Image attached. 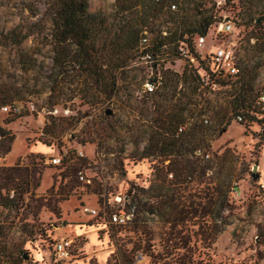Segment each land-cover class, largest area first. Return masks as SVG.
I'll return each instance as SVG.
<instances>
[{
    "label": "rangeland",
    "instance_id": "obj_1",
    "mask_svg": "<svg viewBox=\"0 0 264 264\" xmlns=\"http://www.w3.org/2000/svg\"><path fill=\"white\" fill-rule=\"evenodd\" d=\"M196 1L203 7L186 6L198 26L205 19L212 21L211 29L215 21H232L235 31L228 39L241 69L239 79L221 78L217 86L210 80L194 91L192 83L175 82L177 75L190 73V67L168 46L162 71L164 78L173 79L160 93H144L150 71L134 51L129 64L117 71L115 90L91 96L70 88L74 78L54 64L52 1L0 0V106L18 102L24 107L18 118L0 109V127L9 132L0 136V141L5 139V148L0 142L2 162L15 165L26 154L50 156L66 149L70 188L80 184L77 172L84 169L94 179L87 192L118 191L137 206L132 222L121 230L97 233V226L85 231L81 223L92 224L93 215L77 210L75 196L50 204L35 196L55 185V167H15L11 175L0 170V186L16 189L17 195L12 208L0 199V249H7L5 260L13 259L5 264H264V130L257 122L237 121L239 112L232 105L240 91L248 89L255 98L252 113L260 111L264 0H226L220 5L218 0ZM114 4L89 0V9L112 22ZM164 17L155 20L152 36L174 26L172 21L159 26ZM25 33L29 35L20 43ZM191 39L196 44V32ZM178 100L189 102L191 110L185 129L195 123L203 127L199 140L184 147L194 163L181 173L185 166L180 161L186 158L179 156V148L166 156L155 146V135L162 133V114L155 107L175 106ZM79 151L84 157H78ZM82 200L96 204L94 197ZM62 231L80 235L66 261L54 251Z\"/></svg>",
    "mask_w": 264,
    "mask_h": 264
},
{
    "label": "trees",
    "instance_id": "obj_2",
    "mask_svg": "<svg viewBox=\"0 0 264 264\" xmlns=\"http://www.w3.org/2000/svg\"><path fill=\"white\" fill-rule=\"evenodd\" d=\"M51 1L53 27L50 41L54 50V64L60 71L67 72L68 76L76 79L69 83L70 88L78 89L83 92L82 94L91 96H95L96 93L108 94L115 90L119 78L117 71L129 64L131 55L137 51L141 38L145 35V30L149 31L151 43L156 50H160L164 46L166 48L174 46L178 51L179 44L185 41L194 51L195 44L191 39L192 34L200 33L202 29L212 23L210 19H205V23L202 26L200 23L198 26L193 12L190 11L188 5L186 6V4L193 3L194 9L202 8L201 3L196 0H114L112 22H109L104 14L90 11L89 0ZM172 4H177L176 10L171 9ZM161 17L164 19L159 23V26L169 21H172L174 26L168 29H159L158 33L152 36L155 20ZM164 32L167 34L164 35ZM14 33L16 30L11 32V34ZM28 35L25 33L22 37L18 34L14 36L15 38L20 36L19 42L22 43ZM172 79V77L164 78V83L166 84ZM174 80L175 82L183 80L185 83H192L194 91H197L203 84L198 73L193 71L190 73L185 71L182 77L177 75ZM253 100L255 98L251 99L248 89H242L232 100V105L239 114L243 115V122L247 125L257 122L264 130V111L258 105L260 111L252 113L254 112L251 109ZM188 103L178 100L175 106L155 107V110L162 114V120L158 122L161 125L159 130L162 133L160 137L155 135V146L161 148L166 156L173 155L172 151L179 148L181 153L179 156L186 159L180 161V164L185 166L183 169L175 168V170L182 169L178 173L185 172L187 167L194 163L187 158L188 153L185 154L184 147L186 144L190 145L191 142L199 140L200 128L203 129L201 125L195 123L189 130L184 129L179 132L180 126L188 122L187 113L191 111ZM182 105V108L178 107ZM258 113L262 116L261 118L257 117ZM7 134L9 132L0 127V136ZM10 139L13 138L10 137ZM0 142L1 146L5 148V139ZM10 149L9 146L6 151H10ZM14 171L15 168H11L7 173L11 175ZM4 188L7 193L10 190L6 186H0L2 204L10 208L16 207L17 195L9 197L3 192ZM172 190L174 191V188ZM132 202L136 206L134 200ZM154 210L150 212H155ZM128 225L115 229L121 230ZM6 253V247L0 249V264L13 263L12 257L8 256V261L4 259L7 257ZM22 257H24L23 254Z\"/></svg>",
    "mask_w": 264,
    "mask_h": 264
},
{
    "label": "built area",
    "instance_id": "obj_3",
    "mask_svg": "<svg viewBox=\"0 0 264 264\" xmlns=\"http://www.w3.org/2000/svg\"><path fill=\"white\" fill-rule=\"evenodd\" d=\"M218 4H223L226 0H218ZM172 10L177 9V4L171 5ZM207 29L206 33L202 31L197 33L196 44L194 51L191 49L188 42L182 41L178 46L179 57L185 59L186 64L190 67V71L197 72L201 83H209L213 81L215 86L221 84V78L231 77L239 79L241 77L240 66L236 62V51L229 44L228 36H231L235 27L232 21L219 20ZM210 42V45L207 43ZM166 46L160 50H156L151 43V35L148 30H145V35L141 38L140 44L137 48L140 57L145 61V64L150 71V74L143 82V91L147 95L158 94L161 87L164 85V73L162 71V60L164 59V52ZM258 105L264 111V89L261 91L257 99ZM3 113L9 117L18 118L24 114V107L18 102L5 103L0 106ZM52 113L58 112L57 108L51 111ZM236 120L239 122L244 121L242 114L237 115ZM205 124H209L210 120L207 117L203 118ZM185 125L180 126L179 131H183ZM5 151L0 148V170L8 174L11 168H32L36 166H52L57 169L55 174V185L47 191L35 193V196L44 200L45 204H50L56 200H65L67 197L75 196L79 200V210L82 215H93L91 220L94 223L101 225L100 232L103 230L110 231L117 227L126 226L130 223L136 206L133 205V200L128 194L120 193L118 191L101 190L97 192H87V187H93L94 179L84 169L77 172L79 185L70 188L68 185L67 176V151L64 149L62 152L58 151L54 155H40L39 153H30L23 156L14 165H6L2 162V156ZM78 157H84V153L78 152ZM0 172V177L2 173ZM173 176V174H170ZM261 189L264 191V180L260 183ZM8 188V187H7ZM10 188V187H9ZM6 190V188H4ZM6 194L9 197H15L16 189L10 188ZM93 195L97 197L96 204L89 205L87 201L82 200L84 196ZM131 207V208H130ZM130 208V209H129ZM64 225V224H63ZM61 228V225L60 227ZM77 237L70 235H62L59 241L54 244V251L60 260L66 261L71 255V247ZM143 252H139V259L143 257ZM42 264H50L45 261Z\"/></svg>",
    "mask_w": 264,
    "mask_h": 264
},
{
    "label": "crops",
    "instance_id": "obj_4",
    "mask_svg": "<svg viewBox=\"0 0 264 264\" xmlns=\"http://www.w3.org/2000/svg\"><path fill=\"white\" fill-rule=\"evenodd\" d=\"M182 126V125H181ZM180 132V131H179ZM35 147L36 148H38V149H43V150H46V148L44 147L43 148V146L42 147H40V146H37V145H35ZM167 160H169V159H167ZM89 197H94L95 198V200L94 201H92V202H96L97 201V197H95V196H93V195H89ZM63 225V224H62ZM97 226H100V229H101V225H99V224H97V223H94V222H92V224H88V222H84V223H81V229H82V227H84V229H82V230H87V229H89V228H91V227H96L97 228ZM100 229L98 228L97 229V233L98 232H100ZM62 233H63V231H62ZM64 235H67V233L66 232H64L63 233V236ZM99 235V234H98ZM62 236V235H61Z\"/></svg>",
    "mask_w": 264,
    "mask_h": 264
},
{
    "label": "water",
    "instance_id": "obj_5",
    "mask_svg": "<svg viewBox=\"0 0 264 264\" xmlns=\"http://www.w3.org/2000/svg\"><path fill=\"white\" fill-rule=\"evenodd\" d=\"M261 20H262V18H259V19L257 20V22H260ZM206 31H207V29H202V32H203V33H206ZM106 112H107V114L111 115L113 111H112V110H107ZM258 177H259V175L256 174V175H255V178H258Z\"/></svg>",
    "mask_w": 264,
    "mask_h": 264
}]
</instances>
